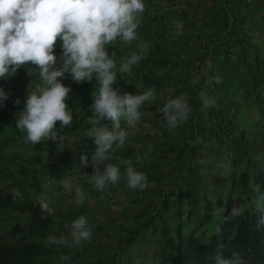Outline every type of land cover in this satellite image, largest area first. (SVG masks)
I'll list each match as a JSON object with an SVG mask.
<instances>
[{"label":"trees","instance_id":"16d2710c","mask_svg":"<svg viewBox=\"0 0 264 264\" xmlns=\"http://www.w3.org/2000/svg\"><path fill=\"white\" fill-rule=\"evenodd\" d=\"M145 1L142 18L148 21H157L164 14H167L166 18L182 23L188 18L187 14H178L172 8V0ZM162 1L167 5H163ZM211 1L214 4L209 9L205 7V0H198L196 3L203 9L201 23L204 28L198 29L194 25L190 29L195 28L194 37L199 44L190 48L184 42L193 56L190 61L193 64L195 60L199 61V73L207 71L206 59L210 60L211 68L199 78L198 83L194 84L193 80L186 79L182 82L181 89H178V80L171 84L174 86V92L171 93L170 99H175L181 94L178 92L182 91L187 95L193 111L186 122L171 130L165 128L167 122L163 113L158 117L160 122H163L158 131H162L165 137L171 136L173 131L174 143L160 139L158 147L161 149V156L155 155L157 151L154 150L152 161L148 163L154 172L147 166L142 170L140 162L133 161L134 167L147 173L146 176L154 175V179L158 181L155 187H147L143 191L135 190L137 193L131 210H125V214H122L129 226L126 227L125 223L120 225V230L115 235L117 241L101 243L105 244L109 252L105 253L103 249L100 251L101 245L94 247L95 255L92 256L98 260L92 264H214L209 257L218 253L225 259H231L233 253H238L244 264H264V224L260 223L264 220V202L261 206L257 203V197L264 195V0ZM193 4L192 0L185 1V5ZM141 28L138 29V36L141 41L146 42L148 35H151L148 31L139 34ZM158 28L162 32L159 38L167 40L162 43L161 49L168 44L180 43L179 40L184 41L183 35L176 37L175 25L168 28L163 25ZM132 48V43L122 46L119 40L108 46L110 53L116 52L118 66L121 57H126L130 51H134ZM149 64L159 65L161 68L166 66L163 59L151 61L148 55L139 65L132 68V73L137 78H131L132 83L127 86L116 88L123 94V88L127 87L126 93L134 94L138 86H145V67ZM35 70L36 66L29 64L22 66L16 73L25 83L28 73H34ZM124 75L126 79L129 78L127 74ZM215 76L221 77V83L206 85V81ZM169 78L172 79L173 75ZM120 83L124 84L122 78H118V84ZM96 86L97 82L95 86L74 82L71 93L77 97L71 103L83 102L92 90L98 95ZM1 87L10 96L7 107L13 108L17 113L22 111L30 89L5 79L1 81ZM202 89H206L217 101L215 107L206 111L201 110V101L197 96ZM16 99L20 100L18 106L15 104ZM166 102L158 103L164 106ZM146 104L150 110L157 109L156 103L150 105L145 102L142 112ZM85 109H80L78 114H84ZM142 117L146 118L147 113ZM102 123H109L111 130L110 121ZM70 131L71 129L66 130L67 134ZM7 133L8 130L6 139L12 138V142L16 144L24 142L25 133L17 130L13 132L14 137ZM139 139L148 141L151 138L141 135ZM95 148L96 145L89 139L85 153L88 159H91ZM144 149L140 148V152ZM1 151L2 149L0 154ZM28 151L33 154L36 150L29 148ZM132 152L135 154L136 151ZM111 155L112 160L107 163L118 164L120 158H132L126 156L125 151L116 145H113ZM141 156L145 157L143 154ZM79 157L80 155L76 159L78 163ZM70 158V155L61 157L59 153L52 152L46 163H40L39 157L33 158L40 163L37 165L38 169L37 166L32 167L37 171L25 169L24 163L19 177L14 173L8 179L6 175L0 178L2 184L9 182L7 189H0V212L4 211L0 216L3 214V219L7 218L5 222L17 221L18 231L15 228L11 234L17 236L19 246L30 254L31 247L22 232L33 229L35 223L40 226L44 221L46 223V218L40 217L42 210L38 203L41 200L46 201L44 195L41 194L40 197L42 190L50 197L54 193L61 196L68 193L58 181L68 178L60 168L68 171L71 167H66L64 161ZM6 159V156L0 155V168L2 161L6 162L3 163L4 174L8 169ZM83 172L84 167L78 168L77 175L81 183L89 179L87 176H81ZM119 183L123 190L127 191L126 181L121 180ZM13 188L20 189L23 199L12 200L9 190ZM83 190L87 197L90 194L100 196L89 183ZM71 193L75 194V191ZM147 193L150 196L142 198L141 195ZM242 203L250 205L245 217L232 219V207ZM220 209L223 211H217ZM83 215L89 218L92 226L98 225L97 215H92L87 210ZM79 216L80 214L75 215L73 219ZM49 219L54 220L51 217ZM18 223H21L22 227ZM60 224L58 226L61 227L57 231L59 233L63 228ZM113 225L111 223V226ZM98 228H101L100 225ZM61 236L63 235H56L57 238ZM19 256L14 247L0 246V264H14ZM76 258L77 254L74 253L71 259ZM85 263L89 264L88 261Z\"/></svg>","mask_w":264,"mask_h":264},{"label":"clouds","instance_id":"9594fccd","mask_svg":"<svg viewBox=\"0 0 264 264\" xmlns=\"http://www.w3.org/2000/svg\"><path fill=\"white\" fill-rule=\"evenodd\" d=\"M144 11V0H0V79L12 76L22 66L29 64L35 65L39 74L40 82L35 83L34 90L27 93L25 108L16 115V129L26 134L24 144L34 146L51 140L62 150L66 135L58 134L56 124L59 122L60 129L71 127L73 113L66 103L71 88L61 81L66 78V74L77 84L96 80L98 95L93 98L90 106L92 115L89 122L92 126L86 132L87 137L96 145L91 155L93 172L91 175H83L89 178L88 183L97 192L118 185L121 180H125L127 187L133 191H143L149 184L146 174L133 166V161L139 163L142 160L139 151L132 158H120L118 164L106 163L112 160L113 145L123 146L129 135L138 130L145 102L157 98L158 90L155 87L147 88L140 95L122 94L119 88L113 87L117 84L118 73L127 74L129 78L125 82L132 83L133 66L139 65L149 55L148 44L140 41L135 51L121 57L118 66L116 52L110 53L108 50V46L117 40L124 46L139 39L138 29L142 25ZM172 23L176 34L182 35V22L173 20ZM58 41L61 42L62 51L59 60L55 55ZM198 82L199 77H194L193 83ZM213 83H221V77H211L206 81V85ZM32 87L33 83L29 89ZM197 96L201 101V110L216 106V99L206 89L199 91ZM8 99L9 94L0 88V105ZM15 104L18 106L20 100L16 99ZM160 111L171 130L186 122L193 109L187 95L181 93L175 99H169ZM102 121H110L111 130L109 123ZM79 159L81 167L87 168L88 155L81 153ZM58 182L66 192L75 191L73 202L77 207L85 203L87 193L80 184H73L66 177ZM9 193L13 201L23 199L18 188L9 190ZM48 202H38L41 214H47L43 217L47 225L42 224L41 227H50L43 242L45 248L54 246L55 252L58 251L55 246L69 250L81 249L85 242L92 240L94 228L83 214L66 223L65 227L69 228L67 235L57 238L56 235L61 232L52 230L55 209L54 204ZM262 202L264 195L257 197L258 205L261 206ZM249 207L243 203L234 205L230 217H245ZM217 211L222 212L223 209ZM50 216L53 221H50ZM260 223L264 224V220ZM14 229L15 226L11 228L12 231ZM11 235L16 245L7 248L14 247L20 254L14 264L29 263L31 254L19 246L17 236ZM42 237V232H39L35 238ZM26 241L31 247L30 252L35 250L36 246L31 245L28 238ZM209 259L214 264H244L238 253H233L231 259H225L219 253ZM60 260L61 264H71L70 255H61Z\"/></svg>","mask_w":264,"mask_h":264},{"label":"rangeland","instance_id":"374dc122","mask_svg":"<svg viewBox=\"0 0 264 264\" xmlns=\"http://www.w3.org/2000/svg\"><path fill=\"white\" fill-rule=\"evenodd\" d=\"M185 1L186 0H172L173 2L172 5H174V7L172 8L178 14L188 15V18L184 20L182 23L183 29H185V32H186L182 34L184 41L179 40L180 43H177L175 45L168 44L165 46L164 49L160 48L162 43L164 41L166 42L167 40L166 38H164L163 40L159 38L162 32L161 30H159L158 27L166 25L168 28L173 25L172 23L173 20L166 18L167 14H164V16H160V19L157 21H154V20L148 21L142 18V21H143L141 25L142 28L139 34H142L143 31L145 32L148 31L151 35V36L148 35V37L146 38L147 39L146 43L148 44L149 56L151 58V61L152 60L157 61V59L158 60L163 59L164 63H166V66L164 68H161L159 65L156 66L153 64H149L148 66L145 67L146 73H145L144 78H146V80L144 81H146L147 85L145 84V86H138L137 90H135V93L133 95H140L144 91H146L147 88L155 87L158 90L157 98L148 103L150 105L156 103L157 109H155V111L150 110L147 107V104L145 105V108L143 109V113H147V117L141 118V121L138 124V130L135 132V134L129 135L126 143L123 146H121L122 150L125 151V155L131 156V157H134V155L136 154L138 150L140 152V148L141 149L145 148L143 151L140 152V154L145 155V157H143L142 160L140 161L142 170L144 169V167L147 166V168H149L151 172H154V169L148 163L152 161V155H153L154 150L157 151L155 155L161 156V152H160L161 149L158 147V142L160 141V139L166 142H169V143H174L175 141V138L173 137V131L171 133V136L169 137H165L162 131H158L159 126L161 124L163 125V122H160V118H158L162 114L160 109L163 106L158 102L162 103L163 101H168L170 99L171 93L174 92V86H172L171 84L175 82L176 80L179 81L177 83L178 89H181L182 84H183L182 82L184 80L186 79L193 80L194 77L200 78L203 75H205L208 72V70L211 68L210 60L206 59L205 64L207 65V68H206L207 71L199 73L198 71L199 69L198 66L200 65L199 61L195 60L194 64L193 62L190 61V58H193V56L192 54H190L188 48L184 45V42L190 48L199 44L197 42V39L194 37L195 28H193V30L190 28L194 25L198 29L204 28L202 26L203 24L201 23V20H202L201 12H203V9H201L202 6L196 5L198 0H192L194 4L191 6L185 5ZM144 3L146 4L145 0H144ZM162 3L163 5L164 4L167 5L165 1H162ZM213 4L214 2H212L211 0H205L206 9H209ZM174 12L173 14H175ZM178 36H181V35L176 34V37ZM176 39L178 40V38ZM177 40H174V42ZM140 41H141V38L139 37L137 41L132 42L133 44L132 49L134 51L137 49ZM60 43L61 42L58 41L57 45L55 46V55L57 56L58 60H59V57L62 56ZM173 60L174 62H172ZM181 63L185 64V66H183V64ZM32 73L33 72L28 73V76H27L28 78L25 83L20 80V76L17 73H14L12 76L5 78V80H9L14 83L17 82L19 83V85L23 84L27 87V89H29V85L33 83V87L30 88V91H33L35 87V83H39L40 81H39L38 69L35 70L33 74ZM189 74H192L194 76L191 77L189 76ZM172 75H173V78L170 79L169 76H172ZM118 78H122L124 84L122 83L118 84ZM131 78H137V77L135 76V74L132 73ZM125 79L126 77L124 74L122 75L118 73L117 74V84L113 85V87L116 88L118 86H127L128 83L125 82ZM2 80L3 79H0V88H2L1 87ZM61 82L66 87H69L72 90V86L74 82L72 81L70 76L66 74V78L63 79ZM167 82L169 84H167ZM95 83H96V80L93 79L91 82H86L85 85L95 86ZM126 90H127V87H124L123 93H126L127 92ZM71 92L69 93L70 97L66 100V103L69 109L72 110V113H73V121H72L71 127H65L64 129H60L59 122H57L56 124V130L58 134L60 136L66 135L65 145L62 150L58 149V144L51 140L43 142V143H38L32 146L30 144L26 145L24 144V142L16 144L15 142H12V138L11 140L6 139V130H8L7 135L9 134L11 135V137H14L13 132L17 131L16 129L17 111H15L13 108L9 109L7 107L8 100L5 101L3 105H0V150L2 149L1 154L6 156L7 158L6 166H8V169L5 170V174H4L3 163H6V162L2 161V167L0 168V171H1L0 178H3L6 175L8 179L9 176H11L14 173L16 177H19L21 175V171H22V167L24 163H26L24 164L25 169H28L31 172L37 171L36 169L33 170L32 167L37 166L40 163H46L48 156L52 152H57L60 154L61 157L63 156L68 157L69 155L71 156L69 160H66V162L64 161V164H66V167L69 166L71 168H69V170L65 172L66 169L61 167L60 171H63L65 175L68 176L67 179H69L73 184L78 183L84 189V185L88 183V180L87 182H84V183L80 182V178L77 175V170L78 168L81 167V165L80 163H78L76 159L81 153H86V146L89 143V138L87 137L86 132L92 126L91 123L89 122V117H91L92 115L90 106L93 103V98H95L97 94L95 93L94 90H92L90 93L86 95V99L83 102L74 104L71 102H73L77 96L76 94L74 93L72 94ZM178 93H182V91ZM240 98H243V97H240ZM84 107L86 108L85 113L78 114L79 110L83 109ZM24 108L25 106L22 108V111L24 110ZM252 112H255V110H252ZM9 124L11 125L9 126ZM122 125H123V121H122ZM165 128L168 130L167 124ZM68 129H71L69 134H67L66 132V130ZM141 135L149 136L151 139L148 141H140L139 136L141 138ZM149 145H152V146L148 147ZM168 145L166 147H168ZM29 148H35L36 151H34L32 154V152L28 151ZM132 150L136 151L135 154H133ZM38 157L41 159L40 163L34 160ZM37 169H38V166H37ZM91 171H93V169L91 166V159H89V165L87 168H84L83 174L86 173L88 175H91L90 173ZM81 176L85 177V175H81ZM147 178L149 181L148 187H155V183L158 181L157 179H154L155 176L153 175L150 177L147 175ZM7 183L9 182H4L3 184L0 183V189H4V190L7 189L8 188ZM128 191H131L132 193L128 194L127 193ZM135 193H137V191L130 190L129 188L127 189V191L123 190V188L120 186V183H119L118 185L110 186L107 190L103 192H99L100 196H96L95 194L94 195L90 194V196L86 197L85 203L82 206L77 207L75 203L73 202L75 194H72L71 192H68L66 196H61V194L59 193H54V194H51V197H50V195L46 194L45 190H42L41 193H39L40 197L42 194L45 196L46 201L49 200L48 203L50 205L52 203L54 204L55 212L52 217L55 219V221L53 222L54 225H53L52 230L57 231L61 227L59 226L58 228L59 223H61L60 225H63V228L61 229V235L66 236L69 231V228H66L65 224L74 220L73 216L83 214L85 210L91 212L92 215H97L99 217V223L98 225L93 226L94 235H93L92 240L90 242H85L81 249L69 250L68 248H65L67 249V251H65L62 247L58 249L57 252L54 251V246H50L48 248H45L43 246V242L46 239L45 236L49 232L50 227L42 228L39 224L35 223V225L33 226V229L31 230L23 231L22 229H20L23 231L22 234L25 235L26 238H28L29 243L33 246H36V249L31 252V256H30L31 261L26 264H61V260H60L61 255H70L71 257H73L74 253L77 254V258L75 260L71 259V264H86L85 262L87 261L89 264H92L93 262H95V260H98L95 256H92V254L95 255V251H94L95 246L101 245L100 251H102L103 249L104 252L107 253L109 251L106 249L105 244H101V243L107 242L110 240L117 241L115 239V235L120 230L119 228L120 225L125 223V219H123L122 214L125 210L127 211L131 210V204L133 203L135 199ZM141 196L142 198H144L146 196H150V194L148 193L142 194ZM1 213H4V211L0 212V214ZM46 216L47 214L45 213H42L40 215V217H46ZM6 219L7 218L3 219V214L0 216V221H1L0 222V245L6 246V247L15 246L16 241L14 237L11 235V232H12L11 228L15 226L16 230L18 231L17 223L14 220L5 222ZM111 223H113L114 225L111 226ZM43 224L44 226L47 225L45 224V221L43 222ZM125 224H126L125 225L126 227L129 226L128 223H125ZM18 225L22 227L21 223L20 224L18 223ZM99 225L101 227L100 229L98 228ZM39 232H42L43 237L35 238L36 236H38Z\"/></svg>","mask_w":264,"mask_h":264}]
</instances>
